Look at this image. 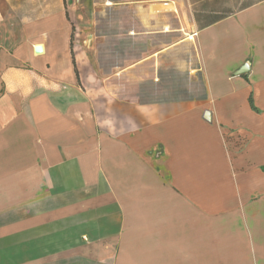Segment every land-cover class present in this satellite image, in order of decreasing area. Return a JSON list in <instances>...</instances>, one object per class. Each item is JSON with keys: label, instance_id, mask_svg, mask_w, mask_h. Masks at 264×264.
Wrapping results in <instances>:
<instances>
[{"label": "crops", "instance_id": "crops-1", "mask_svg": "<svg viewBox=\"0 0 264 264\" xmlns=\"http://www.w3.org/2000/svg\"><path fill=\"white\" fill-rule=\"evenodd\" d=\"M187 2L0 0V264H264V0Z\"/></svg>", "mask_w": 264, "mask_h": 264}, {"label": "rangeland", "instance_id": "rangeland-1", "mask_svg": "<svg viewBox=\"0 0 264 264\" xmlns=\"http://www.w3.org/2000/svg\"><path fill=\"white\" fill-rule=\"evenodd\" d=\"M147 3L151 2L154 3L156 8L158 9H165L166 7L170 9L169 14H174V21L175 23H179V19L183 16L184 12L189 11V5L187 0H84V3L82 0H79V4H77V10L79 12H84L85 13L90 12L89 18L94 15L99 13H113V12H119V11H124L126 8L127 11L133 12L135 9V6H140L141 3ZM160 3H168V6H158ZM228 7L231 9H239L242 6H244L241 3L238 4H227ZM195 7H193V10ZM71 19V17H70ZM85 22H89L86 20ZM100 22V21H99ZM130 28V26L128 25ZM75 30V28H74ZM174 30L178 31L179 27L174 26ZM163 45H167V40H162L160 41ZM170 41H168L169 43ZM175 80L178 81L181 79V77L175 75L174 76ZM196 89L198 85H195ZM186 88L184 84L180 83L175 86V91L176 93H184L182 91H186ZM178 95V94H177Z\"/></svg>", "mask_w": 264, "mask_h": 264}, {"label": "trees", "instance_id": "trees-1", "mask_svg": "<svg viewBox=\"0 0 264 264\" xmlns=\"http://www.w3.org/2000/svg\"><path fill=\"white\" fill-rule=\"evenodd\" d=\"M250 103H251V106H252L253 110L258 111V109H257V108L254 106V104H253V99H252V97L250 98Z\"/></svg>", "mask_w": 264, "mask_h": 264}]
</instances>
